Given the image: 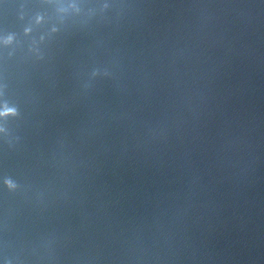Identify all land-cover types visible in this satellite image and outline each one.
<instances>
[{"label":"water","instance_id":"obj_1","mask_svg":"<svg viewBox=\"0 0 264 264\" xmlns=\"http://www.w3.org/2000/svg\"><path fill=\"white\" fill-rule=\"evenodd\" d=\"M0 264H264V0H0Z\"/></svg>","mask_w":264,"mask_h":264}]
</instances>
